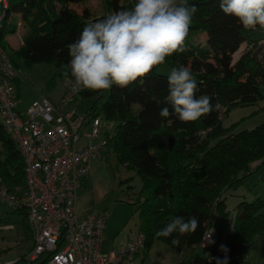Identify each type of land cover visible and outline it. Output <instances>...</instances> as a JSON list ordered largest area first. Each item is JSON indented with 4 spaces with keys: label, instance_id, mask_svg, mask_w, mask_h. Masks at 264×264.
Wrapping results in <instances>:
<instances>
[{
    "label": "trees",
    "instance_id": "16d2710c",
    "mask_svg": "<svg viewBox=\"0 0 264 264\" xmlns=\"http://www.w3.org/2000/svg\"><path fill=\"white\" fill-rule=\"evenodd\" d=\"M104 1L107 13L88 19L65 7L57 9L54 0H0V47L14 66L18 67L12 53L26 64L53 63L64 80L68 45L78 38L83 27L135 3V0ZM188 3L195 5L197 11L187 42L196 32L206 34L205 47L192 51L196 55L191 57L190 70L198 83L197 96L212 97L214 110L210 115L194 122H181L174 115L161 118L159 111L166 105L169 92L168 75L157 70L160 65L142 82L126 88L114 85L105 95L104 90H82L77 95L97 99L104 96L100 109L92 106L86 115L114 122L112 132L105 137L106 147L118 162L135 168L141 176L140 195L145 198L135 203L141 215L138 231L144 235V253L154 241L176 249L197 248L205 232H212L216 223L221 225V238L227 228L226 191L241 182L239 174L246 172L250 163L264 160V124L238 133L226 132L221 125L223 114L252 105L262 97L259 87L264 85V38L249 39L251 30H245L234 17L224 15L219 0H188ZM19 24L21 43L16 49L8 48L5 37L15 33ZM243 43H247L245 51L233 62V54ZM183 56L184 53H179L171 58H178L183 64L186 60ZM170 62L166 57L164 64L172 68ZM17 84L18 80L16 90ZM0 141L6 150V157L0 159V182L8 192L20 194L25 186L23 164L1 123ZM13 211L26 219L24 210ZM192 215L200 222L195 233L177 232L169 238L155 235L176 216L187 219ZM29 231L32 237L30 228ZM261 234H264V201L240 202L232 237L243 244L237 253L241 260H245L255 238ZM173 237L179 240L176 246L171 243ZM212 251L201 250L199 256L206 253L210 259L224 258L225 254L219 250ZM211 263L216 264V259H211ZM257 264H264V255Z\"/></svg>",
    "mask_w": 264,
    "mask_h": 264
},
{
    "label": "built area",
    "instance_id": "2783aa9c",
    "mask_svg": "<svg viewBox=\"0 0 264 264\" xmlns=\"http://www.w3.org/2000/svg\"><path fill=\"white\" fill-rule=\"evenodd\" d=\"M19 73L0 47V123L18 151L25 183L22 193L12 194L0 182V202L25 212L33 245L24 264H135L144 248L142 232L137 230L126 243L103 250L106 215L86 211L79 216L75 211L76 191L107 145L105 138L92 142L99 136L100 116L64 114L46 98L32 102L20 113L15 87ZM63 82L64 103L69 104L78 93L73 94L71 85L65 79ZM54 111L57 116H52ZM87 126L88 140L79 146ZM209 233L205 232L200 243L206 252L212 250L205 239ZM17 263V259L0 261Z\"/></svg>",
    "mask_w": 264,
    "mask_h": 264
},
{
    "label": "rangeland",
    "instance_id": "374dc122",
    "mask_svg": "<svg viewBox=\"0 0 264 264\" xmlns=\"http://www.w3.org/2000/svg\"><path fill=\"white\" fill-rule=\"evenodd\" d=\"M57 9L65 7V9L76 13L79 16L91 19L93 17H102L107 13L104 0H54ZM19 17V16H18ZM15 18L20 23L19 18ZM15 21V20H14ZM13 34L8 35V39L13 47L20 43L22 35V25ZM249 39L258 40L264 38V29L259 27L249 32ZM7 37V36H6ZM7 47L10 44L6 40ZM187 39V38H186ZM206 44V34L196 32L195 35L186 40V51L183 52L186 57L185 63H179V59L171 60L172 68L188 67L190 69L191 57L195 56L192 51L196 47L204 48ZM247 43L241 44L237 52L232 56L233 62L240 57L245 51ZM16 49V48H15ZM179 53H175L178 56ZM14 61L19 68L18 88H19V104L21 112L25 113V109L34 101L43 98L51 100L53 105L62 113L74 111L77 116H84L85 112L92 106L97 110L100 109L104 96L97 98H79L76 97L69 104L64 103L65 84L58 76L57 70L53 63H36L26 64L12 53ZM168 65H160L157 70L164 74H169L172 69ZM262 97L254 104L243 107H236L227 114L221 116V125L226 132L238 133L244 130H252L255 127L264 124V85L259 87ZM104 95L107 90H104ZM50 101V102H51ZM22 107V108H21ZM52 116H57V112H52ZM98 139L106 137L105 131L111 132L114 122L101 118ZM51 123H48L50 126ZM88 127V126H87ZM89 129V127H88ZM84 139L80 140L82 143ZM95 142V141H94ZM107 148V147H106ZM103 149L101 161L104 164V173H102L100 184L102 187V195L98 203L92 209L96 214L106 215L105 229L103 232L102 249L109 250L120 245L121 241H126L134 234L140 225L141 215L138 210L139 205L136 201H144L145 196L140 195L142 187L141 176L135 168H127L124 164L118 162L116 156L111 150ZM6 157V150L0 141V159ZM241 182L230 187L225 193V207L227 212V228L219 238L221 225L216 223L212 227V235L214 243L211 247L214 250H220L221 245H225L228 249L224 257L227 256L229 261L234 257L239 258L237 250L242 248L243 244L236 241L232 237L233 221L236 216V207L242 201L251 202L256 199L264 201V160L256 161L248 165L246 172L240 173ZM21 215L16 214L6 204L0 202V253L6 256L15 241L21 236ZM240 247V248H238ZM3 249V250H2ZM8 250V251H7ZM203 248H181L176 249L169 244L154 241L151 246L143 252L139 251L135 264H191L193 257ZM10 252V253H9ZM8 253L11 254V251ZM210 252H213L212 250ZM264 255V234L257 236L246 253L243 264H257L258 260ZM198 257V256H196ZM221 256H218L220 258ZM211 260V259H210ZM248 261V262H247Z\"/></svg>",
    "mask_w": 264,
    "mask_h": 264
},
{
    "label": "clouds",
    "instance_id": "9594fccd",
    "mask_svg": "<svg viewBox=\"0 0 264 264\" xmlns=\"http://www.w3.org/2000/svg\"><path fill=\"white\" fill-rule=\"evenodd\" d=\"M226 16L234 17L245 30L264 29V0H219ZM197 8L188 0H135L132 7L112 12L88 23L78 38L68 45L69 60L62 75L73 94L82 90L123 89L140 81L175 53L186 51L185 42ZM71 77V79H69ZM166 105L161 118L176 116L181 122H194L214 110L212 97L197 96L198 83L188 67H174L167 76ZM171 106V110L169 106ZM199 220L176 216L157 237L173 233H195ZM212 233L205 239L210 243ZM172 245L179 244L176 238ZM227 253L225 245L220 246ZM216 264H228V257L216 258Z\"/></svg>",
    "mask_w": 264,
    "mask_h": 264
},
{
    "label": "crops",
    "instance_id": "0c3cea01",
    "mask_svg": "<svg viewBox=\"0 0 264 264\" xmlns=\"http://www.w3.org/2000/svg\"><path fill=\"white\" fill-rule=\"evenodd\" d=\"M6 40L10 44L9 48H11V49L17 48L20 45V43H21V40H20V43H17L16 46L13 47L11 45L9 39H8V35L6 37ZM17 91H18V98H19L20 92H19L18 84H17ZM49 101H51V100H49ZM51 103H53V102L51 101ZM17 110L20 113H23V112L20 111L18 105H17ZM25 111H26V109H25ZM59 112H61V111L59 110ZM65 113L74 114V111L71 110V111H68V112H65ZM85 114H86V112H85ZM74 115H76V114H74ZM83 130L84 131L82 132L81 137L78 140V145L79 146L86 144V142L88 140L86 138V136H85V134L89 130L88 127H85ZM112 130H113V128H112ZM112 130H111V132H112ZM108 133L109 132L106 130L105 131V135H107ZM82 138L84 139V141L82 143H80V140ZM98 141H99V139L96 138L92 142L93 143H97ZM101 155L102 156L104 155L103 154V150L101 152ZM102 173H104L103 161H101V159L93 161L90 164V168H89L88 174L84 177V179L81 182L80 187L76 191L75 211H76V213L79 216H81L86 211L93 212L92 209L95 207V205L100 200L101 195H102V191L99 188L102 187L101 184H100V179H101ZM16 214H20L21 215V221H22V223H21V231H22L21 232V236L19 237V239L17 241L14 242L15 245H13L11 248L8 249L9 251H11V254H9L10 252L8 250L7 251L9 253L6 252L7 255L4 256V257L1 256V253H0V261L10 260V259H17L18 260L17 264H24L23 258L26 255L27 251L32 247L33 243H32V237L30 236V231H29V227H28V224H27V220L24 219V215L21 214L20 212H16ZM127 241H128V239L126 241H121L120 244H124ZM238 248H240V247H238ZM219 252H222V251L219 250ZM237 252H239V251L237 250ZM199 253H196V256H198V257H196V256L193 257V260H192L191 264L194 263V262L195 263H203V264H212L210 258L208 256H206L207 255L206 253H205L204 257L199 256ZM222 253H224V252H222ZM228 264H243V260H241L240 257L237 258V259H235V257H234L231 261L228 262Z\"/></svg>",
    "mask_w": 264,
    "mask_h": 264
}]
</instances>
